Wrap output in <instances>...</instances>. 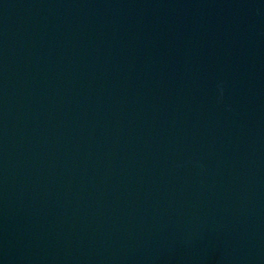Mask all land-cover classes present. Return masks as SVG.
<instances>
[{"label":"water","instance_id":"1","mask_svg":"<svg viewBox=\"0 0 264 264\" xmlns=\"http://www.w3.org/2000/svg\"><path fill=\"white\" fill-rule=\"evenodd\" d=\"M0 264H264V0H0Z\"/></svg>","mask_w":264,"mask_h":264}]
</instances>
